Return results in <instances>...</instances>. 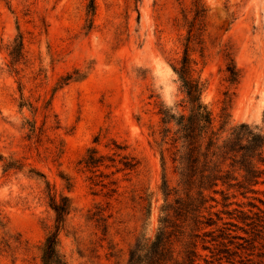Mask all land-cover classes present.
Wrapping results in <instances>:
<instances>
[{"label":"rangeland","instance_id":"1","mask_svg":"<svg viewBox=\"0 0 264 264\" xmlns=\"http://www.w3.org/2000/svg\"><path fill=\"white\" fill-rule=\"evenodd\" d=\"M91 1L0 0V157L22 164L5 171L0 159V264H43L56 217L47 181L73 201L61 233L70 264H128L138 241L155 238L164 173L171 186L179 182L168 152L163 168L160 108L185 96L174 68L193 22V57L216 128L248 122L264 129V0H95L88 30ZM198 4L205 12L196 21ZM19 32L26 58L16 72L8 47ZM233 62L237 83L227 72ZM112 139L138 158L136 172L103 167L105 177L85 168L90 148L115 153ZM217 198L214 211H224ZM257 245L228 264H264L263 241Z\"/></svg>","mask_w":264,"mask_h":264},{"label":"trees","instance_id":"2","mask_svg":"<svg viewBox=\"0 0 264 264\" xmlns=\"http://www.w3.org/2000/svg\"><path fill=\"white\" fill-rule=\"evenodd\" d=\"M96 10V2L92 0L88 7V30L93 26ZM204 12L198 4L195 20ZM195 31L193 22L183 58L174 68L185 96L175 105L163 103L160 108L163 127L159 148L163 168L166 172L168 152L179 182L171 186L164 173L161 186L164 202L160 206L157 233L155 238L145 236L138 241L128 264H203L201 260L206 264H228L235 256H242L244 250L257 249L258 242L263 241L264 246V198L256 196H264V191L258 188L264 184V129L248 122L230 129H226V124L216 128L213 114L204 101L207 83L197 75V61L193 57ZM8 51L11 71L17 72L18 65L26 58L23 33L19 32L9 44ZM227 72L232 83L239 82L241 73L234 62ZM95 142L99 143L100 137ZM107 147L115 153L102 154L98 147L90 148L83 160L87 170L105 177L110 174L103 172V167L115 168L113 175L124 172L127 176L138 170L140 161L128 151L127 145L112 139ZM0 159L5 162V171L22 168L13 157L2 155ZM47 184L49 205L56 217L44 244L43 264H70L62 251L61 233L73 211V201L69 195L54 192L48 181ZM110 184L116 181L102 183L105 188ZM114 192L117 190L111 188L108 194ZM219 194L223 196L224 211H214L216 206L212 203L220 204ZM238 195L249 199L248 203L234 200ZM234 205L237 207L230 210ZM239 230L248 236L239 234ZM200 248L212 252L211 260Z\"/></svg>","mask_w":264,"mask_h":264}]
</instances>
